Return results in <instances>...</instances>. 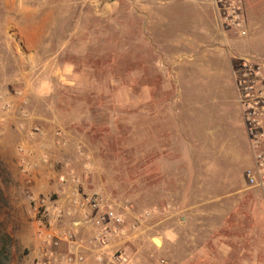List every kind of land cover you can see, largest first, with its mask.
Masks as SVG:
<instances>
[{"label": "rangeland", "instance_id": "obj_1", "mask_svg": "<svg viewBox=\"0 0 264 264\" xmlns=\"http://www.w3.org/2000/svg\"><path fill=\"white\" fill-rule=\"evenodd\" d=\"M41 1L0 0V258L264 264L232 74L264 62V0H241L246 35L207 0ZM53 55L74 64L66 78ZM76 192L123 215L107 245L74 226Z\"/></svg>", "mask_w": 264, "mask_h": 264}, {"label": "built area", "instance_id": "obj_2", "mask_svg": "<svg viewBox=\"0 0 264 264\" xmlns=\"http://www.w3.org/2000/svg\"><path fill=\"white\" fill-rule=\"evenodd\" d=\"M213 7L217 26L235 29L240 35H246L245 21L243 18V5L241 0H207ZM236 86V100L241 112V117L249 147V164L243 171V177L249 187H264V62L254 57H244L232 72ZM37 131V129H34ZM24 154V148L19 149ZM63 182L65 177H61ZM73 210L84 212L82 219L75 220L74 226L85 223L95 227V238L107 245L112 236L108 221L115 225L123 223V215L112 206H106L100 195L93 194L85 197L76 192L73 195ZM61 211L58 213L60 216ZM117 229L114 228V232ZM67 234L65 237L67 238ZM48 242V240H47ZM38 264H76L84 256L78 251L70 253L62 260L57 258H44L40 254ZM104 264H136L131 262L123 252L113 253L104 259Z\"/></svg>", "mask_w": 264, "mask_h": 264}, {"label": "crops", "instance_id": "obj_3", "mask_svg": "<svg viewBox=\"0 0 264 264\" xmlns=\"http://www.w3.org/2000/svg\"><path fill=\"white\" fill-rule=\"evenodd\" d=\"M51 5L52 6H55V1L52 0L51 1ZM82 2V1H80ZM86 2H89V5L92 4H97V6H100V4L102 3L101 0H84V4ZM77 2L74 1V0H59L57 2V5L59 6H63L64 8H71L72 6H76ZM37 6H41L42 8H46L48 7V1H41ZM94 6V5H93ZM196 12H198V10H196ZM202 13L198 12L197 15H201ZM72 34H77V31H73L71 33ZM70 35V36H71ZM48 62L51 63V65L55 67V72L54 74H59L61 77H64L65 75H67V73H70L71 71H73L74 69V64L72 63V61L70 60H61L59 58H56V55H53L49 60ZM66 78V77H64ZM45 87V84L42 86V89Z\"/></svg>", "mask_w": 264, "mask_h": 264}, {"label": "trees", "instance_id": "obj_4", "mask_svg": "<svg viewBox=\"0 0 264 264\" xmlns=\"http://www.w3.org/2000/svg\"><path fill=\"white\" fill-rule=\"evenodd\" d=\"M0 201H3V198H2V189L0 187ZM8 257L6 255H2V257L0 258V264H7L5 263V260L7 259ZM5 259V260H4Z\"/></svg>", "mask_w": 264, "mask_h": 264}, {"label": "water", "instance_id": "obj_5", "mask_svg": "<svg viewBox=\"0 0 264 264\" xmlns=\"http://www.w3.org/2000/svg\"><path fill=\"white\" fill-rule=\"evenodd\" d=\"M157 243H159L158 239H157Z\"/></svg>", "mask_w": 264, "mask_h": 264}]
</instances>
